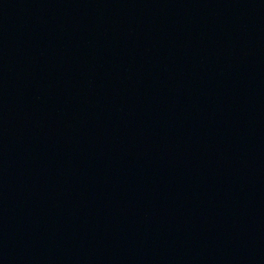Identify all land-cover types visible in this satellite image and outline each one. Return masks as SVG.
<instances>
[{"label": "water", "instance_id": "water-1", "mask_svg": "<svg viewBox=\"0 0 264 264\" xmlns=\"http://www.w3.org/2000/svg\"><path fill=\"white\" fill-rule=\"evenodd\" d=\"M0 264H264V0H0Z\"/></svg>", "mask_w": 264, "mask_h": 264}]
</instances>
